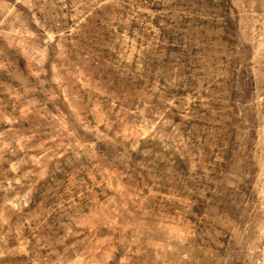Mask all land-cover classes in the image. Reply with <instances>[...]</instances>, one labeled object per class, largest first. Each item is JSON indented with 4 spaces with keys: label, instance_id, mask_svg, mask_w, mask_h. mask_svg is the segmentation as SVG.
Segmentation results:
<instances>
[{
    "label": "rangeland",
    "instance_id": "1",
    "mask_svg": "<svg viewBox=\"0 0 264 264\" xmlns=\"http://www.w3.org/2000/svg\"><path fill=\"white\" fill-rule=\"evenodd\" d=\"M0 264H264V0H0Z\"/></svg>",
    "mask_w": 264,
    "mask_h": 264
}]
</instances>
